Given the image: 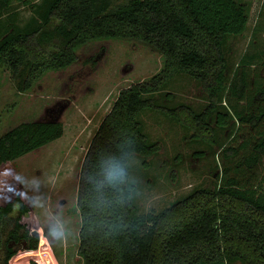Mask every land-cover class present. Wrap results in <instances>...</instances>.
Wrapping results in <instances>:
<instances>
[{
	"label": "trees",
	"instance_id": "1",
	"mask_svg": "<svg viewBox=\"0 0 264 264\" xmlns=\"http://www.w3.org/2000/svg\"><path fill=\"white\" fill-rule=\"evenodd\" d=\"M14 1L31 3L34 12L25 24L18 22L16 12L0 21V70H10L22 89H30L48 70L73 64L78 49L95 40L137 39L163 57L158 73L119 92L82 160L77 193L91 154L111 146L121 135L134 136L141 155L160 151V143L144 130L140 119L144 109L160 111L192 129L194 139L214 144V114L220 128L237 120L258 134L238 145L217 144L229 163L215 188H196L148 216L132 209L133 227L116 237L82 238L78 246L82 264H264V174L260 177L264 80L253 81L250 72L264 63V54L257 48L246 51L230 78L224 47L228 36L246 32L247 6L239 0H0V17ZM258 31L256 27L254 38ZM181 73L201 82L207 94L201 111L185 103L157 102L156 94ZM64 132L62 121L33 120L0 134V184L10 186L8 173H16V159L61 138ZM36 215L23 205L0 202V264H10L20 246L39 248L40 242L30 232Z\"/></svg>",
	"mask_w": 264,
	"mask_h": 264
},
{
	"label": "rangeland",
	"instance_id": "2",
	"mask_svg": "<svg viewBox=\"0 0 264 264\" xmlns=\"http://www.w3.org/2000/svg\"><path fill=\"white\" fill-rule=\"evenodd\" d=\"M239 1L248 8L249 23L245 33L228 36L225 41L230 78L246 51L257 48L264 54V0ZM5 11L0 21L16 12L21 24L27 23L34 12L31 3L16 1ZM256 27H259L258 38H254ZM77 53V61L63 69L46 71L30 89H22L20 79L10 70H0V134L24 121L59 120L64 123L65 132L61 138L13 162L16 173L41 179L42 191L50 199L58 198L64 203L78 192L82 160L121 89L150 79L163 66L162 54L137 39L95 40L81 46ZM250 72L253 81H263L264 63L251 67ZM156 99L168 106L189 104L196 111H201L207 104L201 82L187 73L172 78L166 88L156 94ZM140 119L150 139L161 145L155 155L138 153L144 181L153 189L156 210L171 205L196 188L218 186L223 168L229 161L223 158L217 144L238 145L248 136L258 135L249 125L237 120L220 128L216 125L215 114L211 120L216 126L215 144L194 139L192 129L160 111L144 109ZM199 152L203 155L199 156ZM263 174L264 159L260 177ZM251 181L259 183V179ZM78 246L79 242H68L57 251L45 239L37 250L20 246L21 250L10 264H29L32 260L38 264H49V261L51 264H82Z\"/></svg>",
	"mask_w": 264,
	"mask_h": 264
},
{
	"label": "clouds",
	"instance_id": "3",
	"mask_svg": "<svg viewBox=\"0 0 264 264\" xmlns=\"http://www.w3.org/2000/svg\"><path fill=\"white\" fill-rule=\"evenodd\" d=\"M8 174L12 179L10 186L0 184V190L7 188L0 191V202L34 209L37 215L30 224L31 235L38 242L46 239L57 251L82 238L103 241L116 237L133 227L130 210L148 216L156 208L131 134L91 154L80 174L81 190L67 203L50 199L39 178Z\"/></svg>",
	"mask_w": 264,
	"mask_h": 264
}]
</instances>
